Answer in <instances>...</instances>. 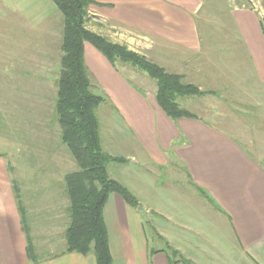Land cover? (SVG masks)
Masks as SVG:
<instances>
[{"label":"crops","instance_id":"1","mask_svg":"<svg viewBox=\"0 0 264 264\" xmlns=\"http://www.w3.org/2000/svg\"><path fill=\"white\" fill-rule=\"evenodd\" d=\"M227 2L217 13H202L198 0H95L90 6L101 20L123 24L133 42L134 35L141 38L136 43L146 57L201 90L179 99L183 106L206 99L228 107L205 110L210 118L193 112L174 119L158 105L155 93L138 88L107 58L109 63L85 47L94 79L99 82L96 72L109 71L132 93L130 99L147 107L129 108L112 94L111 126L107 132L101 127V136L106 132L110 145L116 136L141 141L142 148L148 147L144 162L156 171L166 162L182 167L187 192L194 197L191 216L182 209L168 210L150 188L140 194L109 166L110 175L148 211L144 214L117 193L110 195L105 218L114 264H186L183 258L193 264H264V5L258 9L246 0ZM200 18L207 35L201 34ZM105 140V150L115 156ZM4 151L0 264H97L94 253L66 251L70 199L65 175L71 170L55 159L12 163ZM126 157L137 164L133 153Z\"/></svg>","mask_w":264,"mask_h":264},{"label":"rangeland","instance_id":"2","mask_svg":"<svg viewBox=\"0 0 264 264\" xmlns=\"http://www.w3.org/2000/svg\"><path fill=\"white\" fill-rule=\"evenodd\" d=\"M198 1L202 13L208 10L217 13L223 10L224 3H228V0ZM246 1L248 5L258 9L264 5V0ZM96 13L98 12L94 7L89 8L86 24L88 29L114 43L125 45L130 50L143 55L147 53L145 48L136 43L141 38L134 35L136 40L133 42L130 40L133 36L126 35V27L123 24L103 21L98 15L94 16ZM199 22L201 34L207 35L203 18H200ZM62 38L63 15L53 0H0V151L6 150V155L12 163L55 159L63 161L65 170L77 169L66 146L59 140L60 127L55 114L57 78L63 53ZM86 46L89 51L92 49L97 51L104 61L108 62L92 44L86 43ZM116 64L115 67L138 88L151 95L156 92L155 82L146 73L121 60ZM108 72L105 70L102 74L95 73L102 87L92 73H89L93 90L103 95L106 101L97 109L101 127L106 132L108 126H111L109 103L114 100L112 94L120 95L125 106L129 108L136 105L147 111L145 105L130 99L132 93L120 86ZM104 84L108 87L105 88ZM183 98L187 97L180 99ZM190 106L188 108L192 112L206 118H210L206 111L213 108L228 110L226 105L214 104L206 99H200ZM211 120L223 125L220 119ZM106 132L102 135L103 140L108 138ZM111 139L112 146L106 140L104 144L108 149H113L115 156L125 159L124 162H110L109 166L115 176L136 185L140 194L150 188L152 196L159 198L158 201L163 202L168 210L182 209L191 216L194 197L190 194L192 192H187L188 182L182 167H173L166 162L165 166L160 165L156 171L154 167L144 162L148 147L144 145L142 148L141 141H134L131 136H116ZM128 153L135 155L137 164L133 165V160L126 157ZM150 169L154 173L149 172ZM12 171L16 174L15 169ZM189 188L191 189L190 186ZM151 219L153 221L155 217L151 216ZM152 221L149 223L152 224ZM160 221L163 224L166 222L165 218H160Z\"/></svg>","mask_w":264,"mask_h":264},{"label":"trees","instance_id":"3","mask_svg":"<svg viewBox=\"0 0 264 264\" xmlns=\"http://www.w3.org/2000/svg\"><path fill=\"white\" fill-rule=\"evenodd\" d=\"M53 1L63 15V53L57 78L55 114L60 127L59 140L77 165L76 170L65 175L70 199L66 251L94 253L97 264H114L105 218L106 203L112 193L119 194L134 207L139 201L126 185L110 175V162L125 159L112 156L103 146L97 109L105 98L93 90L85 44L96 47L114 66L121 60L146 73L155 82L158 105L174 119L194 115L179 99L200 95L201 90L145 55L88 29L89 8L95 0ZM15 191L19 198L17 185ZM183 261L193 264L185 258Z\"/></svg>","mask_w":264,"mask_h":264},{"label":"water","instance_id":"4","mask_svg":"<svg viewBox=\"0 0 264 264\" xmlns=\"http://www.w3.org/2000/svg\"><path fill=\"white\" fill-rule=\"evenodd\" d=\"M137 208L142 211L144 214L148 215V211L141 205H138Z\"/></svg>","mask_w":264,"mask_h":264}]
</instances>
